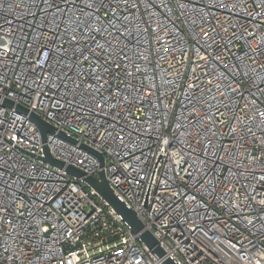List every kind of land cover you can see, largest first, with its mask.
<instances>
[{
    "label": "built area",
    "instance_id": "2783aa9c",
    "mask_svg": "<svg viewBox=\"0 0 264 264\" xmlns=\"http://www.w3.org/2000/svg\"><path fill=\"white\" fill-rule=\"evenodd\" d=\"M164 258L264 264V0H0V264Z\"/></svg>",
    "mask_w": 264,
    "mask_h": 264
},
{
    "label": "water",
    "instance_id": "95a60500",
    "mask_svg": "<svg viewBox=\"0 0 264 264\" xmlns=\"http://www.w3.org/2000/svg\"><path fill=\"white\" fill-rule=\"evenodd\" d=\"M1 105L12 108L14 107L16 112L25 114L33 122L35 127L38 129L41 135V140L44 142L46 133H54L55 128L41 119L38 115L33 112H29L27 108L23 107L20 104H14L9 99H3ZM58 136L72 141L70 138L66 137L63 133L59 132ZM91 153L96 155L102 164V155L96 151L87 148ZM43 156L40 159L52 166L57 168H64L66 173L76 177L81 178L82 181L89 187H91L102 199H104L109 206H111L116 213L121 215L122 219L130 226L131 231L135 234H138L141 242L152 252L155 253L158 257L164 255V250L157 243L153 235L148 231L143 229V224L138 219L135 212L124 205L112 192L109 185L107 184L103 171L101 170L98 174V177L91 175H84V173L70 165L64 166L63 162L53 158L45 145H43ZM162 264H175L170 258H164Z\"/></svg>",
    "mask_w": 264,
    "mask_h": 264
}]
</instances>
